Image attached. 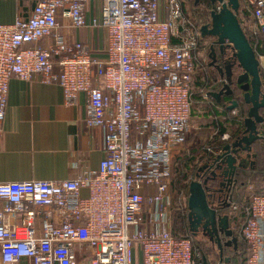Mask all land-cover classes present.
<instances>
[{
    "label": "built area",
    "instance_id": "built-area-1",
    "mask_svg": "<svg viewBox=\"0 0 264 264\" xmlns=\"http://www.w3.org/2000/svg\"><path fill=\"white\" fill-rule=\"evenodd\" d=\"M190 1L165 0L161 19L158 0H102L91 24L105 30L103 59L55 33L58 14L84 26L88 0H37L26 19L0 24V123L11 78L54 83L66 104L85 95L84 125L101 130L104 153L97 170L73 179L0 182V264H204L189 238L173 235L170 191L191 129L199 28L220 10L205 15ZM236 16L259 61L264 0H239ZM187 196L181 190L177 205ZM244 198L245 264H264V194L248 185Z\"/></svg>",
    "mask_w": 264,
    "mask_h": 264
},
{
    "label": "crops",
    "instance_id": "crops-1",
    "mask_svg": "<svg viewBox=\"0 0 264 264\" xmlns=\"http://www.w3.org/2000/svg\"><path fill=\"white\" fill-rule=\"evenodd\" d=\"M36 1L0 0V24L12 23L16 18L26 19ZM164 2L158 0L161 19L164 18ZM101 4L102 0H88L84 13L85 25L78 29H71L67 19L58 14L59 25L55 30V33L69 40L88 44L98 59L105 57L106 33L103 28L92 26L91 22L99 19ZM49 41L50 38L45 42ZM200 46L195 60V91L204 80L205 70H208L212 80H222V75L207 65V50L202 43ZM227 100L224 104L228 103ZM85 102V95L80 93L74 104L64 103L62 91L54 83L11 78L5 113L0 123V182L59 181L97 170L104 157L102 132L99 128L85 127ZM202 107L197 106L195 109L203 110L200 117L205 122L194 125L195 128L191 126L187 141L190 136L192 138L189 141L195 140L194 137L196 140L203 138V134L212 128L216 120L222 121L225 117L220 106H215L216 115L212 111L205 114L206 110ZM193 134L196 136L193 137ZM190 144L187 143L188 146ZM81 194L86 195V190H82Z\"/></svg>",
    "mask_w": 264,
    "mask_h": 264
},
{
    "label": "trees",
    "instance_id": "trees-1",
    "mask_svg": "<svg viewBox=\"0 0 264 264\" xmlns=\"http://www.w3.org/2000/svg\"><path fill=\"white\" fill-rule=\"evenodd\" d=\"M190 3L191 5L193 4L194 7L200 8V3L195 2V0H191ZM201 6H203L202 12L206 15L209 7H205L204 5ZM248 41L252 44L250 38H248ZM199 47L201 46L198 45V49H200ZM205 71L203 77L204 80L200 83L198 87L199 89L191 92V109L193 111L197 106H204L203 108L206 110L205 113L212 111V113L216 115L215 113L218 112L216 111L215 106L217 105L221 107V113L225 116V119L222 121L216 120L212 124V128L206 130L203 138L199 137V139L196 140V137H194L195 140L192 139V141H189V139L192 138V136H190L188 141L186 140L185 150L174 153L175 158L172 163V183L170 187L173 198V235L176 238H189L193 247H199V244L195 240L193 242V237L189 233L190 229L187 217V207L182 208L176 203L178 195L181 190L188 193V183L191 180L196 179L197 173H199V175L202 174V172H198L199 167L203 164H209L216 156L207 152L206 147L221 150L222 152L224 145L233 143L243 135L245 129L243 120L246 117L249 108L248 104L243 101V93L235 82V77L240 72L236 62L233 63L232 67L233 76L231 83H229L232 92L229 96L222 94L225 83L223 77H219L222 79L219 83L217 82V78L212 80L208 70ZM262 78H264V74H261V79ZM203 92L208 94L209 102L202 99ZM214 94H216L217 97H215ZM227 99L234 100L238 103V106L233 108L237 111L236 116H231L230 110L224 105V102H226ZM261 114L264 116V110L261 111ZM214 131H217L215 132V135ZM226 131L229 132L230 137L227 141H221L219 136ZM259 134L264 136V125L259 127ZM261 139L264 140V138H260V140ZM258 140L251 144V157H249V160L246 161L244 166L238 167L232 177V187L229 191V198L226 201V207H217L216 210L220 217H226V230L230 231L229 234L224 232L220 234L222 255L224 258H228L227 264H245L247 246L240 236V227L245 219V206L247 205V200L244 198L245 188L248 185H252L256 193L264 194V158L261 159L262 164L257 163L260 161L258 158L259 154H264V145L257 143ZM189 142H191L190 146L187 145ZM260 151L261 153H259ZM233 204L239 206L237 216L235 217L230 213ZM231 223H233V226H231ZM209 243L214 246L215 250L211 248L210 245L205 248L200 245L203 248L201 254L206 264H216L219 251L215 242L209 240Z\"/></svg>",
    "mask_w": 264,
    "mask_h": 264
},
{
    "label": "water",
    "instance_id": "water-1",
    "mask_svg": "<svg viewBox=\"0 0 264 264\" xmlns=\"http://www.w3.org/2000/svg\"><path fill=\"white\" fill-rule=\"evenodd\" d=\"M205 7L213 8L220 4V10L209 11L208 20L199 28L200 36H212L215 38L219 48L227 42L226 46H231V57L237 63L240 72L235 77V82L242 91V99L248 104V112L243 120L245 127L243 135L231 144H226L222 152L216 155L209 164L199 167L196 179L188 183L187 209L189 228L196 231L201 228L203 235L215 242L219 254L216 264H227L228 258L222 255L220 234H229L226 230V217H220L216 212L217 207H213L210 200L212 195L219 190L220 177L227 175L233 177L238 167L244 166L249 159L251 144L264 138L259 134V127L264 125V92H262L261 67L246 35L237 19L239 0H196ZM211 50V49H210ZM226 81L224 83L223 95H231L229 83L232 79V62L227 61ZM228 84V85H226ZM217 97L216 94H214ZM227 109L231 110L238 106L234 100L228 101ZM208 172L209 176L204 174ZM223 229V231H221ZM204 264L206 262L203 259Z\"/></svg>",
    "mask_w": 264,
    "mask_h": 264
},
{
    "label": "flooded vegetation",
    "instance_id": "flooded-vegetation-1",
    "mask_svg": "<svg viewBox=\"0 0 264 264\" xmlns=\"http://www.w3.org/2000/svg\"><path fill=\"white\" fill-rule=\"evenodd\" d=\"M201 43L203 44L204 48L207 50V53H208L207 55L209 58V62H207V65L210 66L212 68V70H215L220 75H222V77L224 78V81L227 82L226 81V69H225L226 65H228L227 61L232 62V64L234 63V60L231 57L232 53L230 51V48L228 46H226V44H224L222 48H219V45L216 43L215 38L212 36H206V37L201 36ZM232 67H231V69H232ZM226 85H228V84H226ZM224 90H226V89H224ZM227 102H228V100H227ZM205 176H209V173L206 172L204 174V177ZM218 181L221 182V184L219 186L220 191H216L213 193L212 199L210 200V202H211L213 207L224 208V207H226V201L229 198V191L232 187V184H231L232 177L227 175L225 178L220 177ZM187 217H188V212H187ZM221 231H223V229ZM189 233L192 235V237H195L198 234L203 235L200 227H198V229L196 231H193L190 229ZM203 236H205V235H203ZM205 237H207V236H205Z\"/></svg>",
    "mask_w": 264,
    "mask_h": 264
},
{
    "label": "rangeland",
    "instance_id": "rangeland-1",
    "mask_svg": "<svg viewBox=\"0 0 264 264\" xmlns=\"http://www.w3.org/2000/svg\"><path fill=\"white\" fill-rule=\"evenodd\" d=\"M205 58V57H204ZM206 59V58H205ZM207 61V60H206ZM259 64H260V66L262 67V68H264V58H260L259 59ZM197 109V108H196ZM194 110V112H193V116H192V121L190 120V124H191V126H193L194 127V125H198V123L199 124H203L204 122H205V119H203L202 117H200V116H202V112L200 113V112H198V110ZM206 114V113H205ZM195 128V127H194ZM189 132H190V130H189ZM189 134V133H188ZM194 136H196V135H194L193 134V137ZM205 135L203 134V137H204ZM262 136V135H261ZM207 137V136H206ZM262 137H264V136H262ZM257 143H259V144H262V145H264V140H258L257 141ZM259 153H261V151L259 152ZM258 158H259V162H257V163H261L262 161H261V159L262 158H264V154H259V156H258ZM262 164V163H261ZM192 240H193V242H194V240L199 244V247H197V248H199L200 249V252L202 251L203 252V248L202 247H207V246H209L210 245V243H209V240H208V238L207 237H205V236H203L202 234H198V235H196L195 237H193L192 238ZM202 247H201V246ZM197 246V245H196ZM211 246V248H213L214 249V246L213 245H210ZM215 250V249H214Z\"/></svg>",
    "mask_w": 264,
    "mask_h": 264
}]
</instances>
